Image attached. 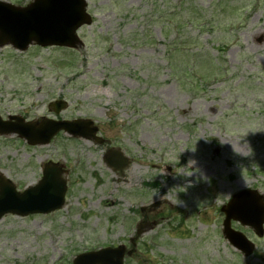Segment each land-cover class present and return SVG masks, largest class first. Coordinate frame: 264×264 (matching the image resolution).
I'll use <instances>...</instances> for the list:
<instances>
[{
  "label": "rangeland",
  "instance_id": "rangeland-1",
  "mask_svg": "<svg viewBox=\"0 0 264 264\" xmlns=\"http://www.w3.org/2000/svg\"><path fill=\"white\" fill-rule=\"evenodd\" d=\"M87 10L81 50L0 49L2 117L55 118L48 104L64 100L57 118H92L107 140L27 147L0 136V175L18 189L49 161L68 184L64 208L0 220V264H71L132 244L125 264H264V236L232 224L255 245L244 257L220 212L241 190L264 194V0H87ZM111 147L130 159L123 172L103 163Z\"/></svg>",
  "mask_w": 264,
  "mask_h": 264
},
{
  "label": "water",
  "instance_id": "water-1",
  "mask_svg": "<svg viewBox=\"0 0 264 264\" xmlns=\"http://www.w3.org/2000/svg\"><path fill=\"white\" fill-rule=\"evenodd\" d=\"M83 7L82 0H36L34 4L25 9H16L0 3V46L10 43L25 49L29 43L36 41L43 46L78 47L80 43L74 36V30L78 25L88 22L84 18ZM78 124L80 126H77L76 123L65 125L54 123L49 124L47 127L42 124L39 130L29 127L30 125L27 124L22 128L29 131L30 138L28 140L30 143L37 142L33 139L34 136L38 135L41 136L42 140L39 142L47 143L57 131L63 128L71 133L78 129L81 130V136L92 137V134L86 135L85 133L87 125ZM11 126L13 124L0 121V134L13 133L16 129ZM41 131H43V134H38ZM49 172L52 171L45 169L43 174V187L46 190L43 191L44 199L35 205L32 201L38 194L37 191L34 192L36 194L17 196L5 183L0 184V216L5 212L27 214L48 212L60 207L63 201L64 185L59 181L55 182L54 177L48 175ZM223 211L227 216L225 230L228 238L232 241H234L233 238H237L238 243L244 245V248L247 247L246 250L244 249L246 254H250L252 245L248 244L244 238H239V234L230 231L228 222L230 219H235L243 224H251L255 227L257 233L261 235V226L264 222V204L261 202V197L254 191L240 192L233 197ZM99 253L100 255H98ZM99 253L96 256L104 262L99 264H122V249L104 250ZM96 262H100V260H94L91 264Z\"/></svg>",
  "mask_w": 264,
  "mask_h": 264
}]
</instances>
